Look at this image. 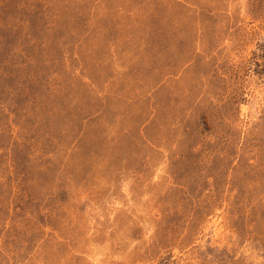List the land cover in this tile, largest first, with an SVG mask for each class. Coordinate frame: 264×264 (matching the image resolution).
<instances>
[{
  "label": "rangeland",
  "instance_id": "374dc122",
  "mask_svg": "<svg viewBox=\"0 0 264 264\" xmlns=\"http://www.w3.org/2000/svg\"><path fill=\"white\" fill-rule=\"evenodd\" d=\"M0 264H264V0H0Z\"/></svg>",
  "mask_w": 264,
  "mask_h": 264
}]
</instances>
